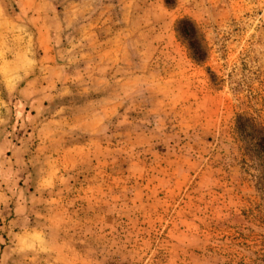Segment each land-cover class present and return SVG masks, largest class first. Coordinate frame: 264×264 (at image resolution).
Returning <instances> with one entry per match:
<instances>
[{
    "label": "rangeland",
    "instance_id": "rangeland-1",
    "mask_svg": "<svg viewBox=\"0 0 264 264\" xmlns=\"http://www.w3.org/2000/svg\"><path fill=\"white\" fill-rule=\"evenodd\" d=\"M240 116L264 0H0V264H264Z\"/></svg>",
    "mask_w": 264,
    "mask_h": 264
},
{
    "label": "trees",
    "instance_id": "trees-1",
    "mask_svg": "<svg viewBox=\"0 0 264 264\" xmlns=\"http://www.w3.org/2000/svg\"><path fill=\"white\" fill-rule=\"evenodd\" d=\"M195 59L204 60L207 51L197 25L191 19H182L178 23ZM236 128L241 134L244 149L243 163L256 166L264 172V123L255 118L238 117ZM247 158V159H246Z\"/></svg>",
    "mask_w": 264,
    "mask_h": 264
}]
</instances>
